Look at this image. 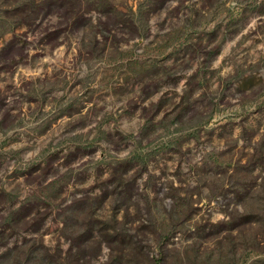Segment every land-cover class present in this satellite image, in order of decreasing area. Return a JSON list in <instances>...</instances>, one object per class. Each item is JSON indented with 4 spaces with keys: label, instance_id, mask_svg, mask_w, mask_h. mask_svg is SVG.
I'll list each match as a JSON object with an SVG mask.
<instances>
[{
    "label": "rangeland",
    "instance_id": "obj_1",
    "mask_svg": "<svg viewBox=\"0 0 264 264\" xmlns=\"http://www.w3.org/2000/svg\"><path fill=\"white\" fill-rule=\"evenodd\" d=\"M24 2L0 0L1 244L264 264V0H46L12 35Z\"/></svg>",
    "mask_w": 264,
    "mask_h": 264
},
{
    "label": "trees",
    "instance_id": "obj_2",
    "mask_svg": "<svg viewBox=\"0 0 264 264\" xmlns=\"http://www.w3.org/2000/svg\"><path fill=\"white\" fill-rule=\"evenodd\" d=\"M46 0H25L24 3L20 4V8L18 10V17L15 18V21L13 22H2L4 25H8L9 26V30L10 33L13 35L15 33L16 30H19L20 28L26 27L29 29H32L34 31V29H38L41 27L42 25V18L39 20L40 22L38 23V19L40 17H43L46 11L47 7H51L53 4H49L47 3V5L45 4ZM64 4H58L56 6V9H60L62 11V9L64 11L67 12L66 9H64ZM71 10H73V8H71ZM43 11V12H42ZM116 10L113 9L112 13H115ZM71 16L77 17V11L73 12L70 11ZM137 14L140 17L142 16H146L145 13H143L142 11H140V9H138L137 13H132V15ZM16 15V14H15ZM135 16V15H134ZM86 20L85 22L82 21H75V19H72L70 21V23L65 24L66 27H73V28H78V27H86L88 25H90V21ZM125 25L129 26L133 31H138L139 34L138 36H143V31L140 30L139 27H136V22L134 19H132V17H130ZM62 32V31H61ZM59 31L56 33V35L54 34V36L50 39H53L54 37H59ZM1 38H3L4 36H0ZM43 39H46L43 38ZM46 41V40H45ZM50 41V40H49ZM46 43V42H45ZM48 44V43H46ZM13 220H15L13 217L12 218H8V216L4 219V224L0 227V248L5 247L3 249H1V255H0V264H5L8 259H9V254L10 251H14L15 256L19 255V252L22 251L20 250V248H18L19 246H15V249H8L7 244H1L2 241L4 240L5 236L7 237L8 235H11L7 232L13 233V227L14 224L16 222H14ZM14 222V223H13ZM132 249L134 251L130 252L128 255L131 257H128L129 259H125V264H138L140 262L139 258H143L146 257L147 258V254L146 253H142V251L139 249L138 246H136L135 244L132 245ZM22 253V258L21 260H17L15 261L14 264H39L35 261L34 257H31L32 254L34 252L29 251V252H21ZM45 253L47 254V260H46V264H78V257L75 253H71L69 252L67 254L66 257H61L60 254L56 253V254H48L47 251H45ZM45 254V255H46ZM127 255V253L125 252V248L120 251L119 253H115L114 255H111L110 260L112 261L111 264H121V259L122 257H125ZM137 257L138 260H137ZM141 264V262H140ZM150 264H161L159 261H155L154 263H150Z\"/></svg>",
    "mask_w": 264,
    "mask_h": 264
}]
</instances>
